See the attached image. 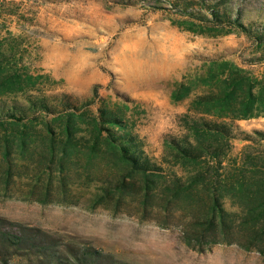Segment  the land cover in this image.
<instances>
[{
  "label": "rangeland",
  "instance_id": "rangeland-1",
  "mask_svg": "<svg viewBox=\"0 0 264 264\" xmlns=\"http://www.w3.org/2000/svg\"><path fill=\"white\" fill-rule=\"evenodd\" d=\"M131 2L135 4H127ZM247 2L246 21L264 19V0ZM181 20L186 19L171 3L155 0H0L2 53L16 54L23 75L41 78L36 89L0 97V107L16 110L29 107L31 100H46L58 111L29 112L22 125L42 130L50 123L59 129L68 112L60 97L69 95L80 107L72 111L82 134L101 111H113L160 161L165 138L185 134V119H214L192 107L220 80L211 78L221 72L220 64L228 62L257 78L264 75V63L253 61L260 52L244 34L197 35L180 28ZM188 88L187 98L175 101ZM236 125L249 133L264 131V116ZM3 135L0 126V217L92 246L125 264H264L257 252L236 245H218L205 253L191 250L175 225L165 229L151 219L159 218L156 212L142 220L131 198L118 210L94 207L106 170L92 181L74 177L65 199L53 185L47 203H41L48 177L16 143L8 158ZM34 140L32 147H38L41 142ZM248 144L234 140L230 156H238ZM16 263L31 264L24 258Z\"/></svg>",
  "mask_w": 264,
  "mask_h": 264
},
{
  "label": "trees",
  "instance_id": "trees-1",
  "mask_svg": "<svg viewBox=\"0 0 264 264\" xmlns=\"http://www.w3.org/2000/svg\"><path fill=\"white\" fill-rule=\"evenodd\" d=\"M155 1L171 3L186 19L177 25L194 34H244L260 52L253 61L264 63V19L246 21L247 0ZM15 56L0 49V97L25 93L40 83V77L33 81V76L17 69ZM220 68L219 75L211 73L212 80H220L192 107L214 119H185V134L165 138L160 161L147 153L143 140L113 111H101L82 134L72 111L80 107L69 95L60 97L68 112L59 129L50 123L42 130L22 125L29 112L58 111L46 100H31L29 107L16 110L0 107L3 148L9 158L16 143L48 177L41 203H47L53 185L65 199L74 177L92 181L97 172L106 170L94 207L118 210L131 198L142 220L156 212L159 218L151 219L165 229L175 225L182 243L191 250L205 253L218 245H236L264 258V131L249 133L236 125L239 120L264 116V75L254 77L228 62ZM190 91L175 96V101L187 98ZM34 138L41 142L38 147L30 143ZM234 140L250 144L231 157ZM8 161L10 171L13 166ZM6 177L9 183V173ZM23 258L31 264H125L92 246L76 245L61 235L0 217V264H17Z\"/></svg>",
  "mask_w": 264,
  "mask_h": 264
},
{
  "label": "bare ground",
  "instance_id": "bare-ground-1",
  "mask_svg": "<svg viewBox=\"0 0 264 264\" xmlns=\"http://www.w3.org/2000/svg\"><path fill=\"white\" fill-rule=\"evenodd\" d=\"M56 61L58 64H64L65 63L62 59H59V58L58 59L56 58Z\"/></svg>",
  "mask_w": 264,
  "mask_h": 264
}]
</instances>
